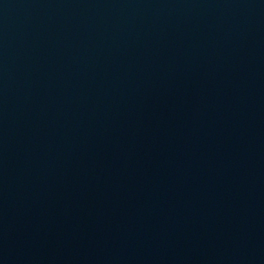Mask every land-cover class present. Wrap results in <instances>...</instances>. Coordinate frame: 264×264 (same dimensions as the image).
<instances>
[{"label":"water","instance_id":"water-1","mask_svg":"<svg viewBox=\"0 0 264 264\" xmlns=\"http://www.w3.org/2000/svg\"><path fill=\"white\" fill-rule=\"evenodd\" d=\"M0 264H264V0H0Z\"/></svg>","mask_w":264,"mask_h":264}]
</instances>
